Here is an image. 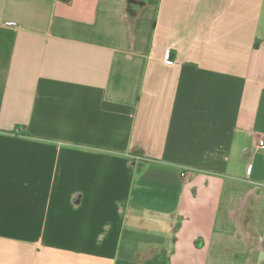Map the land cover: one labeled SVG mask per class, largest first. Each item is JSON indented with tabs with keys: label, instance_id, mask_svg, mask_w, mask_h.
Listing matches in <instances>:
<instances>
[{
	"label": "crops",
	"instance_id": "crops-1",
	"mask_svg": "<svg viewBox=\"0 0 264 264\" xmlns=\"http://www.w3.org/2000/svg\"><path fill=\"white\" fill-rule=\"evenodd\" d=\"M261 142L264 0H0V264H264Z\"/></svg>",
	"mask_w": 264,
	"mask_h": 264
},
{
	"label": "built area",
	"instance_id": "built-area-1",
	"mask_svg": "<svg viewBox=\"0 0 264 264\" xmlns=\"http://www.w3.org/2000/svg\"><path fill=\"white\" fill-rule=\"evenodd\" d=\"M260 146H261V147H264V143L261 142V143H260ZM186 176H187L186 173H182V174H181V177H183V178H186Z\"/></svg>",
	"mask_w": 264,
	"mask_h": 264
}]
</instances>
